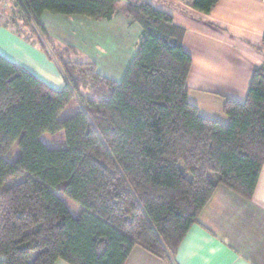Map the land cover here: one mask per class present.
Returning <instances> with one entry per match:
<instances>
[{
	"label": "trees",
	"instance_id": "obj_1",
	"mask_svg": "<svg viewBox=\"0 0 264 264\" xmlns=\"http://www.w3.org/2000/svg\"><path fill=\"white\" fill-rule=\"evenodd\" d=\"M122 2L142 32L119 80L40 22L45 11L110 21ZM187 2L209 14L219 0ZM1 15L56 61L65 85L0 54V264H126L136 246L170 262L218 186L252 198L264 165V66L244 101L225 100V123L190 102L186 30L146 0H0ZM72 100L78 111L60 120Z\"/></svg>",
	"mask_w": 264,
	"mask_h": 264
},
{
	"label": "crops",
	"instance_id": "obj_2",
	"mask_svg": "<svg viewBox=\"0 0 264 264\" xmlns=\"http://www.w3.org/2000/svg\"><path fill=\"white\" fill-rule=\"evenodd\" d=\"M146 1L186 30L183 45L192 57L190 102L202 116L228 122L225 100L244 101L254 70L264 66V0H219L209 14L187 0ZM125 5L120 3L110 21L45 11L40 22L56 44L75 46L77 58L96 62L103 74L119 80L142 32L124 15ZM0 54L54 88L65 85L56 61L10 25L0 24ZM126 264H264V165L251 199L223 185L216 188L170 262L136 246Z\"/></svg>",
	"mask_w": 264,
	"mask_h": 264
},
{
	"label": "rangeland",
	"instance_id": "obj_3",
	"mask_svg": "<svg viewBox=\"0 0 264 264\" xmlns=\"http://www.w3.org/2000/svg\"><path fill=\"white\" fill-rule=\"evenodd\" d=\"M4 8L9 9L10 7H9V5L8 6L4 5ZM3 19H4L3 15H1L0 20H3ZM53 41H54V39H53ZM101 55H102V53H101ZM78 59H81V58H78ZM86 59H89V58H86ZM110 62H112V60ZM99 66L103 67V66H101V64ZM110 72L112 74V68H111ZM110 78H112V77H110ZM77 111H78L77 102L75 100H72L71 103L68 105V107L61 113V115L59 116V119L60 120L66 119V118L70 117L71 115H74ZM59 142H60V138H57V143H59ZM18 155H19V148L17 145H15L12 148L11 154L7 158H8V160L14 162V161H16ZM65 201L67 202L68 206L71 208V210L73 211L74 214H77L80 211V207L77 204L73 203L70 199L65 198Z\"/></svg>",
	"mask_w": 264,
	"mask_h": 264
}]
</instances>
